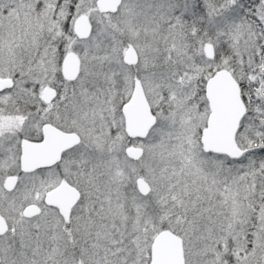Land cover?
Listing matches in <instances>:
<instances>
[{
    "label": "snow or ice",
    "instance_id": "1",
    "mask_svg": "<svg viewBox=\"0 0 264 264\" xmlns=\"http://www.w3.org/2000/svg\"><path fill=\"white\" fill-rule=\"evenodd\" d=\"M0 264H264V0H0Z\"/></svg>",
    "mask_w": 264,
    "mask_h": 264
}]
</instances>
